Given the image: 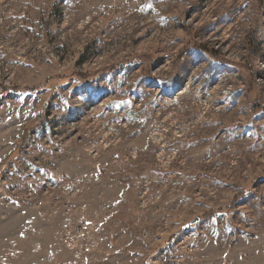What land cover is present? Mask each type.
<instances>
[{
  "label": "rangeland",
  "instance_id": "1",
  "mask_svg": "<svg viewBox=\"0 0 264 264\" xmlns=\"http://www.w3.org/2000/svg\"><path fill=\"white\" fill-rule=\"evenodd\" d=\"M263 106L264 0H0V264H264Z\"/></svg>",
  "mask_w": 264,
  "mask_h": 264
},
{
  "label": "trees",
  "instance_id": "2",
  "mask_svg": "<svg viewBox=\"0 0 264 264\" xmlns=\"http://www.w3.org/2000/svg\"><path fill=\"white\" fill-rule=\"evenodd\" d=\"M134 60H135V59H134ZM262 108H264V106H263ZM39 126H40V124H38L36 127H32V128L30 127V128H28V129L26 130V135H28L31 131L35 130L34 128H37V127H39ZM24 149H25V142H23V143L21 144V146H20L19 149H18L17 154H15V156L12 158V160H15L19 154L24 153ZM247 193H248L247 190H243V191L239 192V193L234 197V199L232 200V202H231L227 207H225L224 209H231V208H233L234 205H235V204L241 199V197L244 196V195H246ZM221 209H223V208H220V210H221Z\"/></svg>",
  "mask_w": 264,
  "mask_h": 264
}]
</instances>
